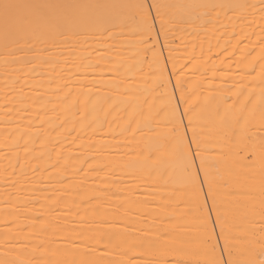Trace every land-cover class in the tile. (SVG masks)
<instances>
[{"label": "bare ground", "instance_id": "bare-ground-1", "mask_svg": "<svg viewBox=\"0 0 264 264\" xmlns=\"http://www.w3.org/2000/svg\"><path fill=\"white\" fill-rule=\"evenodd\" d=\"M165 2L177 23L160 59L131 7L126 24L85 19L22 49L0 10V264L264 261V0Z\"/></svg>", "mask_w": 264, "mask_h": 264}, {"label": "snow or ice", "instance_id": "snow-or-ice-1", "mask_svg": "<svg viewBox=\"0 0 264 264\" xmlns=\"http://www.w3.org/2000/svg\"><path fill=\"white\" fill-rule=\"evenodd\" d=\"M136 9V13L131 17L135 23L141 42L145 45L146 51H151L158 59L161 54L157 53L156 45L160 43V38L163 37V47H167L169 40V33L172 26L177 23L174 13V4L165 2V0H138L134 5L126 4H110V3H90V4H18L11 3L4 0L0 3V10L3 12L5 19L6 32L5 39H10L11 43L18 48L29 46V38L42 34H52L56 36L66 37L74 28L83 24L85 19L91 21H103L104 23L126 24L129 17L123 11L127 8ZM56 10H63L58 13ZM81 10H87L91 13L88 17H84L79 13ZM159 24V28H157ZM11 25L9 29L8 26ZM76 33L73 32V35ZM8 44L6 43V47ZM171 52V50H170ZM172 57L169 55L164 60L163 70H167V63ZM175 69V65H173ZM178 75V73H176ZM76 75H79L77 73ZM170 83V80L168 81ZM87 85H85L86 87ZM176 89L180 87V81L177 79ZM195 145V149L192 148ZM187 153L190 156L189 169L191 180L196 187L197 192H200L204 184H208V192L204 194L202 207L207 205L208 198L212 197V185L208 178L205 158L201 155V148L199 142L196 140L195 133L192 139L185 146ZM200 159V164L196 165V159ZM262 158H264V151H262ZM204 172V178H200V173ZM215 201H213V207ZM213 208H208L210 215ZM219 224V217L212 223V230L214 231L216 225ZM221 227V236H224L223 225ZM155 244V242H152ZM224 251H228L227 237H225ZM166 264V262H165ZM173 264H184L181 260H176ZM213 264H233L231 260L218 259ZM264 264V261H261Z\"/></svg>", "mask_w": 264, "mask_h": 264}]
</instances>
